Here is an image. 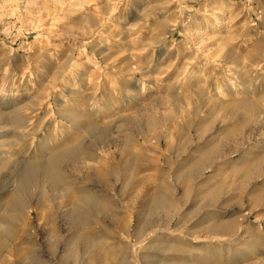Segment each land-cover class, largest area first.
I'll use <instances>...</instances> for the list:
<instances>
[{
  "label": "rangeland",
  "instance_id": "374dc122",
  "mask_svg": "<svg viewBox=\"0 0 264 264\" xmlns=\"http://www.w3.org/2000/svg\"><path fill=\"white\" fill-rule=\"evenodd\" d=\"M77 146L0 264H85L64 258L84 233L108 253L89 264H264V0H0V200ZM90 195L112 219L77 230Z\"/></svg>",
  "mask_w": 264,
  "mask_h": 264
},
{
  "label": "bare ground",
  "instance_id": "6f19581e",
  "mask_svg": "<svg viewBox=\"0 0 264 264\" xmlns=\"http://www.w3.org/2000/svg\"><path fill=\"white\" fill-rule=\"evenodd\" d=\"M136 128V130L140 129L138 126H136ZM93 153L92 148H82V146H77L75 148L54 151L44 159L25 161V168L20 178L16 181L11 191V195H9L10 197L5 199L3 196L0 200V208H4L6 212H8L7 215H4L0 219V225L4 224L0 230V254L3 252L7 241L13 242L15 240L17 234L15 226L20 219H22L24 211L30 207L29 198L31 193L29 188L33 184H39L59 189H66L65 177L67 174L64 170L65 166L71 165L76 168L79 161L92 159ZM3 162L4 160L0 159V164ZM125 174V171L121 172V175L124 176V178L126 177ZM94 175L95 174L88 172V174H86V178L92 179L94 178ZM102 180L105 182L106 179L102 178ZM80 199L81 204L73 203L72 209L67 212L66 215L68 220L70 218V222L73 223L72 225L75 227L80 226L82 223L88 224V222H90L87 217L84 218L82 216L84 211H100L99 204H97L98 202L94 198L81 196ZM139 229L141 230V227ZM75 237L77 243L67 246V250L64 255V258L67 261L78 255V246L80 245H83L88 250L90 255L88 260L89 262L85 264H89L90 261L100 258L101 255L108 256V253L99 250L100 246H97L96 243L90 239V237L84 236L83 234L76 235ZM24 259H29V262L24 264H42L41 258L33 250H27L22 253L20 260L24 262ZM115 264H124V260L115 262Z\"/></svg>",
  "mask_w": 264,
  "mask_h": 264
},
{
  "label": "crops",
  "instance_id": "0c3cea01",
  "mask_svg": "<svg viewBox=\"0 0 264 264\" xmlns=\"http://www.w3.org/2000/svg\"><path fill=\"white\" fill-rule=\"evenodd\" d=\"M86 197H92V198H94L95 200H97V202H101V203H104V201H106L104 197H102V198H98L97 195H90V196H86ZM95 213H99V212L95 210ZM91 214H92V213H91ZM99 214H101V213H99ZM101 215H102V214H101ZM102 216L105 217V218H109V211H107L106 216H104V215H102ZM109 219H112V216H111ZM84 225H85V224H84ZM76 229H77V230H84V229H83V225L79 226V227L76 228ZM85 229H86V228H85ZM83 235H84V236H87V237H93L92 235H90V234H86V233H84ZM93 238H94V237H93ZM96 238H97V237H96Z\"/></svg>",
  "mask_w": 264,
  "mask_h": 264
}]
</instances>
